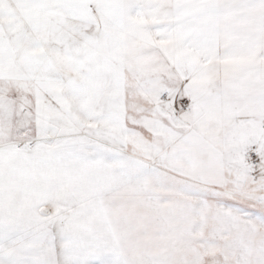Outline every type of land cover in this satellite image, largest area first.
Masks as SVG:
<instances>
[{
  "label": "snow or ice",
  "instance_id": "snow-or-ice-1",
  "mask_svg": "<svg viewBox=\"0 0 264 264\" xmlns=\"http://www.w3.org/2000/svg\"><path fill=\"white\" fill-rule=\"evenodd\" d=\"M0 264H264V0H0Z\"/></svg>",
  "mask_w": 264,
  "mask_h": 264
}]
</instances>
